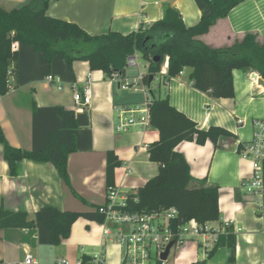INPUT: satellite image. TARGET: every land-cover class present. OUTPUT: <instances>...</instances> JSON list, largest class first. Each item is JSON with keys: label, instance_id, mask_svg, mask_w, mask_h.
<instances>
[{"label": "crops", "instance_id": "crops-1", "mask_svg": "<svg viewBox=\"0 0 264 264\" xmlns=\"http://www.w3.org/2000/svg\"><path fill=\"white\" fill-rule=\"evenodd\" d=\"M28 1L0 0V7L9 11ZM168 7L179 13L188 28L210 11L200 0H53L47 14L74 23L90 35L108 31L127 35L161 20ZM246 34H254L259 43L264 42V0L241 2L198 39L212 48H222L230 47ZM17 52L16 86L0 96V128L6 140L15 148L42 149L48 134L61 126L56 114V107L61 106L76 113L77 151L68 157V187L50 163L24 160L18 175L11 177L0 144V207L11 213L23 212L28 220L35 219L43 207L78 213L96 211L106 201L108 152L121 162L114 171V186L121 195L135 194L157 174L158 165L149 160L147 153V147L159 139L157 130L150 127L118 133L114 128V107L142 103L144 93L121 90L119 80L91 71L85 61H75L69 68L58 56L47 63L41 54L19 43ZM137 56L140 57L138 53ZM144 63V70L139 73L147 72L148 64ZM128 67L124 80L130 82L137 76L129 77ZM166 70L167 58L161 73ZM191 71L184 68L168 81L163 92L162 87L157 92L150 90L155 97H167L170 105L195 122L198 129L207 131L216 126L231 133L220 140L219 148L209 141L203 145L184 141L175 147L189 166L191 187H197L198 181L204 179L207 186L218 188L220 218L212 225L228 223V233L235 236L234 249H217L206 264H264V197L250 195L244 189L252 169L250 162L238 153V145L253 138V121L264 120V87L257 85L249 73L235 69L233 98L213 99L192 86ZM89 73L92 100L78 111L73 93L81 90ZM48 76L57 78L59 84L47 81ZM27 253L33 256L32 264H56L61 258L70 264H94L93 258L98 254L103 256V264H121L124 249L103 239L101 223L85 218L72 224L69 237L59 245L50 244L43 223L29 229L0 230V264H25ZM200 254L198 247L189 242L173 254L172 263L206 260L202 254L199 259ZM231 256L234 261L228 263Z\"/></svg>", "mask_w": 264, "mask_h": 264}, {"label": "trees", "instance_id": "trees-1", "mask_svg": "<svg viewBox=\"0 0 264 264\" xmlns=\"http://www.w3.org/2000/svg\"><path fill=\"white\" fill-rule=\"evenodd\" d=\"M50 1L53 0H29L9 11L0 7V96L9 92L10 83L13 88L16 86L18 52L11 49L14 42L41 54L47 63L58 56L69 68L75 61H85L91 71H101L107 79L117 74L124 80L127 58L138 53L141 60L148 64L141 83L149 88L150 123L157 130L159 139L147 147V153L149 160L158 165V172L137 190L136 196L129 195L124 211L149 214L175 208L177 216L172 222L175 227L191 219L201 225L218 221V188L207 186L204 179L198 181L197 187H191L193 178L189 166L184 157L175 152V147L184 141L198 145L209 141L219 148L222 146L220 140L231 133L216 126H211L207 131L198 129L195 122L170 105L167 97H155L150 89L155 79L156 88L159 89L184 68L192 70V86L213 99L233 98L232 71L235 69L255 73L264 80V42L259 43L254 34H246L230 47L222 48H212L198 39L208 33L217 20L225 18L232 8L245 0H200L210 11L190 28L184 25L177 11L168 7L161 20L127 35L112 31L90 35L74 23L50 17L47 14ZM155 57L159 60L154 62ZM166 58L167 70L161 74ZM9 71L13 73V82H10ZM151 76L153 80L150 82ZM56 114L61 121L60 128L48 134L44 147L37 151L12 147L0 128L3 159L11 177L18 175L21 162L31 160L52 164L62 182L70 186L67 161L69 155L77 151L76 113L58 106ZM241 146L238 145V149ZM120 165L115 154L108 152L107 188L114 186V171ZM98 208L94 212L78 213L43 207L36 212L35 219L28 220L23 212L11 213L0 207V230L29 229L43 223L50 244L59 245L69 237L71 226L77 219L102 223L104 218L98 213ZM261 214L264 221V200ZM221 247L234 249L235 236L231 233L219 235L206 260L192 264H206ZM233 261L232 256L227 259L228 263Z\"/></svg>", "mask_w": 264, "mask_h": 264}, {"label": "built area", "instance_id": "built-area-1", "mask_svg": "<svg viewBox=\"0 0 264 264\" xmlns=\"http://www.w3.org/2000/svg\"><path fill=\"white\" fill-rule=\"evenodd\" d=\"M17 48L18 42L12 43L11 49L16 51ZM127 66H138L136 52L127 58ZM8 75L10 82H13V73L9 71ZM142 75L139 73L130 82L121 80L117 74H113L110 78L111 80H119L121 90L141 91L146 96L142 103L114 107L116 114L114 128L118 133H126L131 130L145 131L151 127V97L149 88L141 83ZM46 80L59 84L58 79L51 76H48ZM154 86L156 87V85ZM58 87L60 88L59 85ZM12 89L13 86L10 83L9 90ZM91 100L92 89L89 73L81 90L74 91L73 102L78 111H83L90 105ZM238 153L250 162L252 169V176L243 184L244 189L250 195L257 194L264 197V120L253 121V138L250 142L243 144L238 149ZM133 196H136V193ZM128 198L129 195H121L119 188L109 187L106 189L105 203L98 208V213L104 218L101 223L103 239L114 241L124 249L121 264H151L153 260L155 264H166L171 253H177L189 242L194 243L204 258H207L217 243L219 235L228 233V223L213 226L212 222H207L201 225L194 219L175 227L172 225L177 216L175 208L149 214L125 212L124 208ZM170 244L167 259L162 260L161 256ZM93 262L94 264H103V256L101 254L95 255ZM24 263H34L33 256L27 253ZM56 264L70 263L65 258H61ZM77 264H81V262L79 261Z\"/></svg>", "mask_w": 264, "mask_h": 264}, {"label": "rangeland", "instance_id": "rangeland-1", "mask_svg": "<svg viewBox=\"0 0 264 264\" xmlns=\"http://www.w3.org/2000/svg\"><path fill=\"white\" fill-rule=\"evenodd\" d=\"M138 61H139V64H138V66H129L128 67V76L129 77H134V76H138V73H139V70L140 71H143L144 70V65H145V63L141 60V58L138 56ZM250 75L252 74V73H249ZM162 87V92H163V87L164 86H161ZM151 90H153V91H158V89L157 88H155V86H154V84L151 86ZM157 94V93H156ZM172 257H173V254L171 253V255L168 257V259H167V262H166V264H173L172 263ZM200 258H202V256H201V254L199 255V259ZM151 264H155V261L153 260V261H151Z\"/></svg>", "mask_w": 264, "mask_h": 264}, {"label": "water", "instance_id": "water-1", "mask_svg": "<svg viewBox=\"0 0 264 264\" xmlns=\"http://www.w3.org/2000/svg\"><path fill=\"white\" fill-rule=\"evenodd\" d=\"M159 60V58H153V61L155 62V61H158ZM251 78L257 83V85H259V86H261V87H264V80L261 78V77H259L257 74H255V73H252L251 74ZM153 80V77L151 76L150 77V82ZM170 247H171V244L166 248V250H165V252L162 254V256H161V259L162 260H166L167 259V256H168V253H169V249H170Z\"/></svg>", "mask_w": 264, "mask_h": 264}]
</instances>
